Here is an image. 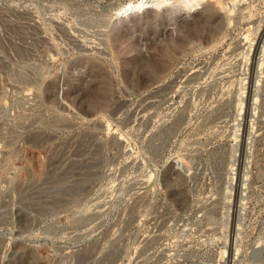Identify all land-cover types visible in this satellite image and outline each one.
<instances>
[{"label":"rangeland","instance_id":"1","mask_svg":"<svg viewBox=\"0 0 264 264\" xmlns=\"http://www.w3.org/2000/svg\"><path fill=\"white\" fill-rule=\"evenodd\" d=\"M263 35L264 0H0V264H227L244 170L249 253L264 83L234 135Z\"/></svg>","mask_w":264,"mask_h":264},{"label":"bare ground","instance_id":"2","mask_svg":"<svg viewBox=\"0 0 264 264\" xmlns=\"http://www.w3.org/2000/svg\"><path fill=\"white\" fill-rule=\"evenodd\" d=\"M255 48L256 49L253 51V54H252L253 59L250 62V64L252 65V69H251V72L248 71L249 72L248 73L249 76H247L248 80L245 81V86H246L247 91L245 93L241 92V95L239 96L240 99L238 102L240 105L238 115L240 116L241 120L243 121L242 123L245 124V127H246L245 128L246 129L245 136L246 137L244 136V137H242V139L238 138L239 139L238 140L237 136L234 135V139H235L234 147H238V145H242V147H244L246 140L250 139V137H253L254 132H255L254 121L256 119V115H255L256 106H257V103H258L259 98H260V93H262V85H263L262 83H264L263 82L264 69L262 68L263 67L262 66L263 65L262 60L264 59L263 58L264 57V35L259 39V43H257ZM249 68H251V67H249ZM237 94H239V92ZM243 107H244V111H242ZM248 130H249V133H248ZM229 167H231V166H229ZM244 168L247 169L246 163H245V165H243V169ZM230 171L232 172V168L230 169ZM230 171L228 172V174L230 173ZM244 171H245V174H243V179L241 178L242 179L241 181L238 180V177L240 178V176H238L237 177V183H236V185L238 186V192L241 191L239 189L241 188L240 186L243 185L242 193L239 192L241 195L240 194L238 195V192H237L236 196L233 199L229 200L228 198H230V196H231L229 194L228 198L226 200L227 204L228 203L230 204V205L228 204L226 206V208H227V211H226L227 214L226 215L228 216V214H230V216H231L230 220H231L232 225H233V227H232L233 230H231V233L229 235L230 239H228L229 240V243H228L229 244V252L226 253L225 251H223V254L228 259L227 264H245V263L246 264H264V237L259 238L254 243V246L250 249L251 251H249V253H247L248 255L247 254H245L244 256L239 255V251H240L241 247L239 248V251H238L237 242L239 243V241H237V236L239 234L238 232H240L239 231L240 230L239 229L240 220H241L240 219V212H241V210H243L244 197L246 196V195L244 196L243 194L245 192V188H246L245 186L247 184V180H246L247 171L246 170H244ZM236 191H237V189H236ZM241 216H242V214H241ZM234 225H235V230H234ZM225 226H226V224H225ZM226 231H227V229H226ZM223 239H224V237H223ZM228 240H226V241H228ZM215 242H216V240H215ZM232 246H233V250H232ZM220 261H222V260H220Z\"/></svg>","mask_w":264,"mask_h":264},{"label":"built area","instance_id":"3","mask_svg":"<svg viewBox=\"0 0 264 264\" xmlns=\"http://www.w3.org/2000/svg\"><path fill=\"white\" fill-rule=\"evenodd\" d=\"M245 190H246V188H245ZM252 247V246H251Z\"/></svg>","mask_w":264,"mask_h":264}]
</instances>
